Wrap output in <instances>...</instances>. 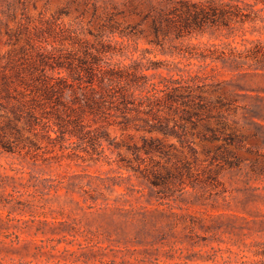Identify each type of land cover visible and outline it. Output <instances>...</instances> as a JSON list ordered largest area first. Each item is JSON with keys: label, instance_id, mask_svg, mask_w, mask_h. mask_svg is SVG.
<instances>
[{"label": "rangeland", "instance_id": "1", "mask_svg": "<svg viewBox=\"0 0 264 264\" xmlns=\"http://www.w3.org/2000/svg\"><path fill=\"white\" fill-rule=\"evenodd\" d=\"M150 1L0 0L1 70L32 81L42 52L37 72L63 87L61 102L32 104V124L0 96L2 123L19 128L0 147V264H264V2L239 0L251 20L185 37L203 59L162 52L140 12ZM96 49L109 52L85 69ZM186 85L197 115L165 109L174 133L147 132L159 119L139 98ZM208 126L216 139L201 138ZM143 137L164 150L145 153Z\"/></svg>", "mask_w": 264, "mask_h": 264}, {"label": "trees", "instance_id": "2", "mask_svg": "<svg viewBox=\"0 0 264 264\" xmlns=\"http://www.w3.org/2000/svg\"><path fill=\"white\" fill-rule=\"evenodd\" d=\"M260 2H264V0H255V4L252 5H256ZM148 6L149 9L140 12H145L147 17H152L155 40L157 44L160 45L162 52L170 56L182 55L188 56L189 58L206 59L208 55L203 51L184 49V42L182 40L185 37L205 34L207 28L215 25H222L230 28L234 24L245 23L251 20V11H245L240 7L239 0H154V2L150 1ZM70 40H72L71 44L73 45L76 43L82 46L85 42L77 36L70 37ZM106 52H109V50L96 49L94 53L85 51V57L80 58L79 63L85 65V69H88L96 60L101 61V56H105ZM77 54L75 50H70L67 54L63 53V57L66 59L68 66L72 65ZM38 56L39 62L36 63L35 60L31 59L29 66L27 68L25 67L26 69L23 71L31 75L32 81H30L26 75H23L22 71L14 67L15 65L12 66V76L5 73L0 68V96L4 95V97L1 98L10 102L6 108L15 119L23 120L28 124H32L36 120L33 110L31 109L32 104H41V99L52 100L55 96V98L61 102V96L63 95V87H56L57 83L51 81L52 77L47 75L41 77L37 72L39 63L43 64L46 62V56H44L42 52H39ZM90 58H92L91 61ZM211 58H215V60L221 59L220 57L212 56ZM10 64L12 63L10 62ZM15 78L18 80L17 82ZM61 81L64 80L61 78ZM18 82H21L27 88H32L34 95L31 98H27V93L18 88ZM109 86H112L111 80H109L108 83H105L103 80L100 81V87L105 89ZM124 91L126 92L121 93V99L117 105V110L120 111L122 115V121L119 123L127 127L132 124L130 123L131 120L135 119L133 117H128L125 113L126 107L132 102L127 95L128 89L124 88ZM194 97L193 86L186 85L173 87L169 92L165 93L163 97L158 95V93H154V95H146L144 98H139V105L147 108L146 113L155 117L157 116L159 119L157 123L152 124L148 121H144L146 123L147 132L152 133L154 130H158L167 135L174 133L167 123L168 119L159 117V114L164 112L165 109L170 113H178L180 111L183 116H186L190 120L199 112V109L195 108ZM179 101L185 102V106L181 110L179 106H176ZM134 106L137 107L136 110L139 114L140 106L138 107L137 104ZM77 116V123H80V116L78 114ZM7 128H11L10 137H8ZM13 132L14 135L12 134ZM217 132L218 130L208 126L205 132L200 133V136L202 139H216ZM18 133L19 128H17L15 124H12L10 121L3 124L0 119V147L10 148L11 139L15 138L14 136H17ZM182 139H185V137H182ZM135 148L138 149L137 147ZM140 149L147 154L153 153L154 150H164L161 141L158 139L154 140L153 137H143V144ZM152 174L153 177L149 175H147V177L151 184L154 185V172ZM160 181L159 178L156 179L155 184L160 185Z\"/></svg>", "mask_w": 264, "mask_h": 264}]
</instances>
